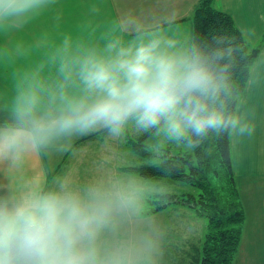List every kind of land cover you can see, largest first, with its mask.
Instances as JSON below:
<instances>
[{"label":"clouds","instance_id":"obj_1","mask_svg":"<svg viewBox=\"0 0 264 264\" xmlns=\"http://www.w3.org/2000/svg\"><path fill=\"white\" fill-rule=\"evenodd\" d=\"M58 7V0H0V34L12 36ZM91 4L77 31H42L0 47L14 67L0 96V264H159L161 234L149 206L167 196L142 168L84 177L52 161L78 156L92 137L127 147L150 140L192 152L227 137L233 154L257 128L251 97L264 89V50L254 27L205 40L183 28L171 0L97 22ZM56 12L54 20L59 23ZM243 77V80L237 78Z\"/></svg>","mask_w":264,"mask_h":264},{"label":"trees","instance_id":"obj_2","mask_svg":"<svg viewBox=\"0 0 264 264\" xmlns=\"http://www.w3.org/2000/svg\"><path fill=\"white\" fill-rule=\"evenodd\" d=\"M185 20L192 21L193 34L205 40L220 33L239 35L233 17L217 9L214 0H200L191 15L179 22ZM263 43L264 39L255 46L256 49L261 50ZM237 78L243 80L241 76ZM149 141L141 143L134 138L128 144L134 156L145 162L136 168H142L145 175L158 176L159 172L151 166L166 162L176 171L175 175L167 176L166 180L183 183L194 190L169 193L165 197L153 199V208L149 214L173 205L192 209L199 217L207 220L208 230L201 246L195 248L193 262L187 264H234L242 240L240 224L245 221L246 213L236 185L232 148L228 138L222 137L211 142V156L207 155L205 146L184 156H176L167 149V153L157 157L149 150ZM152 160L157 162L151 164Z\"/></svg>","mask_w":264,"mask_h":264},{"label":"crops","instance_id":"obj_3","mask_svg":"<svg viewBox=\"0 0 264 264\" xmlns=\"http://www.w3.org/2000/svg\"><path fill=\"white\" fill-rule=\"evenodd\" d=\"M200 0H171L181 10L186 18L191 15L194 6ZM166 0H58V7L46 14L38 22L26 28L22 32L12 36L0 34V47L23 39L31 42L42 31H77L88 14L91 4L101 6V15L96 18L97 22L119 15L123 11H152L158 10ZM215 7L220 11L230 14L237 27L248 25L254 27L257 33L255 46L264 39V0H214ZM56 12L61 19L59 23L54 20ZM180 25L193 32V23L190 20L180 21ZM261 50H264V43ZM14 67L0 64V96L7 94L11 89V73ZM251 103L256 110V132L250 140H245L239 147L240 156L236 158L232 150L233 169L236 177V185L243 206H255L256 198H262L264 204V89H261L251 97ZM106 144L100 138H88L78 143V157L81 160L60 157L54 159L52 164L56 168L68 165L77 167V164H87L98 171L99 166L105 163L103 158ZM119 150L122 146H112ZM128 151V147H124ZM101 156V157H100ZM116 160V159H112ZM111 160V161H112ZM107 163H105L106 165ZM110 168L120 167L118 164L109 165ZM90 172V173H92ZM244 208V209H245Z\"/></svg>","mask_w":264,"mask_h":264},{"label":"rangeland","instance_id":"obj_4","mask_svg":"<svg viewBox=\"0 0 264 264\" xmlns=\"http://www.w3.org/2000/svg\"><path fill=\"white\" fill-rule=\"evenodd\" d=\"M150 142V141H149ZM128 151L122 146L119 150L112 145H106L103 158H109L105 165L108 169L124 170L126 167H136L143 160L134 156L129 146ZM172 154L184 156L192 152L178 151L169 147ZM156 152L158 149H152ZM167 153V152H166ZM101 157V156H100ZM116 159V160H112ZM76 160H81L80 157ZM112 160V161H111ZM156 160V159H155ZM155 160L151 164H155ZM118 164L120 167L110 168L109 165ZM77 170L87 177L92 168L87 164H77ZM96 170L93 169V172ZM168 193H183L194 191L183 183L167 181ZM153 208L152 202L149 213ZM245 208V207H244ZM246 218L240 224L242 240L234 264H264V204L262 198H256L255 206L250 204L245 208ZM161 234V256L159 264H187L192 263L195 248L201 246L208 230V222L199 217L195 211L182 205H173L155 214H149Z\"/></svg>","mask_w":264,"mask_h":264}]
</instances>
